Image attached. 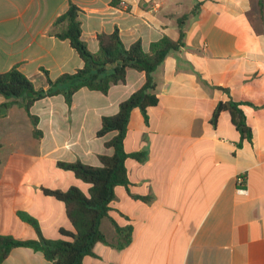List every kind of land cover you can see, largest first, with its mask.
I'll return each mask as SVG.
<instances>
[{"label":"crops","instance_id":"0c3cea01","mask_svg":"<svg viewBox=\"0 0 264 264\" xmlns=\"http://www.w3.org/2000/svg\"><path fill=\"white\" fill-rule=\"evenodd\" d=\"M81 10L82 40L99 51L98 35L118 30L126 47L180 37L153 73L158 104L145 120L132 111L124 140L130 184L115 188L97 243L83 264H264V0H0V73L17 67L36 89L84 66L54 23L69 4ZM146 74L129 69L107 94L80 89L31 108L12 104L0 116V235L36 239L18 212L35 218L43 235L74 232L62 202L43 189L89 185L58 162L100 166L116 133L98 137L102 118L139 90ZM0 96V105L4 102ZM239 103L252 137L244 138L220 103ZM113 222L131 228L118 245ZM1 264H52L40 252L14 248Z\"/></svg>","mask_w":264,"mask_h":264},{"label":"trees","instance_id":"16d2710c","mask_svg":"<svg viewBox=\"0 0 264 264\" xmlns=\"http://www.w3.org/2000/svg\"><path fill=\"white\" fill-rule=\"evenodd\" d=\"M81 10L74 4H69L67 11L59 16L54 23L56 37L68 40L71 47L79 54L84 66L74 74H63L53 80L47 71V87L36 89L28 77L17 67L0 73V96L4 102L0 105V116L12 104H18L25 109L34 127V137L40 139L38 118L31 113L34 104L42 99L61 95L67 105H71L73 96L82 88L107 94L114 85L124 83L129 69L146 74L145 84L128 99L119 105V111L112 116L102 118L98 137L115 132V137L106 143V147L113 148L112 156L100 155V166H91L76 161L74 163L58 162L57 166L70 171L85 184H88V193L79 187L71 186L68 190L43 189L47 196L62 202L74 232L61 229L60 239L46 238L38 221L25 212H18L20 219L30 224L36 234V239L20 240L11 236L0 235V264L4 262L11 251L17 247H28L40 252L52 264H83L84 257L93 253L97 243L109 244L101 230V222L109 217L110 203L115 198V188L127 187L130 184L126 161L129 158H140V154L127 153L124 140L128 130L130 116L133 110L139 109L145 120L151 107L158 104L156 94L157 85L153 73L163 63L167 55L179 50L183 45L185 33L184 20L179 21L180 37L173 41L168 37L154 42L150 52H145L142 43L137 41L126 47L118 30L109 34H99V51L92 53L82 40ZM239 103H220L213 114L215 123L222 111H228L236 129L248 140L252 133L246 124V117L239 107ZM1 148V145H0ZM118 238V245L124 247L131 241V228L121 227L113 222Z\"/></svg>","mask_w":264,"mask_h":264}]
</instances>
